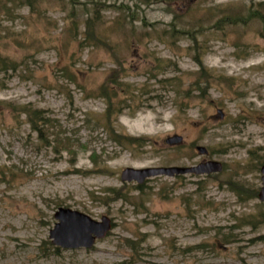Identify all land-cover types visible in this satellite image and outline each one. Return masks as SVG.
Returning a JSON list of instances; mask_svg holds the SVG:
<instances>
[{
	"label": "rangeland",
	"instance_id": "rangeland-1",
	"mask_svg": "<svg viewBox=\"0 0 264 264\" xmlns=\"http://www.w3.org/2000/svg\"><path fill=\"white\" fill-rule=\"evenodd\" d=\"M32 1L0 0V264H264V0ZM204 161L223 169L121 180ZM60 207L112 229L54 245Z\"/></svg>",
	"mask_w": 264,
	"mask_h": 264
},
{
	"label": "water",
	"instance_id": "water-1",
	"mask_svg": "<svg viewBox=\"0 0 264 264\" xmlns=\"http://www.w3.org/2000/svg\"><path fill=\"white\" fill-rule=\"evenodd\" d=\"M168 143L182 142V136L175 135L167 139ZM201 154L208 151L205 147H198ZM223 169L222 163L218 161H204L191 167H157L136 169L127 167L123 170L121 178L123 181H137L143 183L147 178L165 174L174 176L176 174H211L220 172ZM263 186L259 193L260 200L264 201V165L262 167ZM55 218L58 220L55 227L50 231V238L54 245L68 248H92L96 240L104 238L112 229L113 223L108 216H103L100 221L91 218L89 215L70 208L60 207Z\"/></svg>",
	"mask_w": 264,
	"mask_h": 264
},
{
	"label": "trees",
	"instance_id": "trees-1",
	"mask_svg": "<svg viewBox=\"0 0 264 264\" xmlns=\"http://www.w3.org/2000/svg\"><path fill=\"white\" fill-rule=\"evenodd\" d=\"M9 1H14V0H9ZM20 2L24 1L25 3L27 4H32V0H19ZM35 1V0H34ZM34 3V2H33ZM254 12H252L249 17L247 18H250V16L253 15ZM258 16L262 17V19L264 20V16L262 14H259L258 13ZM239 16L238 17H235L233 19V22H236V21H240L239 20ZM244 21H246L247 19L246 18H242ZM100 18H97V17H93V16H90L87 18L86 20V35L87 37L90 36L92 37V39H94V35H93V28H94V24L99 21ZM93 41V40H91ZM91 44V43H90ZM199 64L201 65V69L203 66L202 62H199ZM16 68V63L10 61L9 59H7L6 57H2L0 56V72H4V71H8V69H15ZM200 69V70H201ZM202 76L205 78V83H206V73L203 72ZM201 77L199 80H198V84L201 85V81L203 83L204 81V78ZM107 82H111V86L112 87H116V89L119 88L120 86V83L118 82V79H117V74L114 73L112 75H110L108 78H107V81L100 86V96H102L103 98L107 99V108H106V111H105V118L107 120V122H109V119L111 117V114L115 113L116 112V108H117V104L114 102V99H116L117 97V94L116 93H113L111 94V90L110 88L107 87ZM2 86H0V88H2L4 86V83L3 84H0ZM24 113L28 116L29 118V122L31 123L32 125V128L39 131L40 133L43 131V126H42V123H44L43 121L46 120L45 122L47 123V119L45 117H43L44 114H42L41 116H37L36 114H34L33 116L30 115L28 109H24ZM45 128V127H44ZM126 142H129L126 138L125 140ZM69 142V141H68ZM58 143H61V139L60 138H57V142L56 144L59 145ZM68 149H70V147H66ZM137 188H140V186H138ZM58 249V247H55V249Z\"/></svg>",
	"mask_w": 264,
	"mask_h": 264
}]
</instances>
